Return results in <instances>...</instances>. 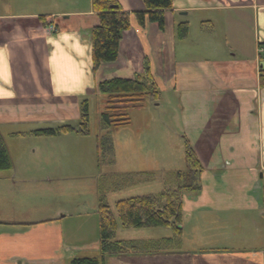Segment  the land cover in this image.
<instances>
[{
    "label": "crops",
    "instance_id": "obj_1",
    "mask_svg": "<svg viewBox=\"0 0 264 264\" xmlns=\"http://www.w3.org/2000/svg\"><path fill=\"white\" fill-rule=\"evenodd\" d=\"M72 1L68 8V0H0V127L13 128L8 134L16 137L19 123L65 121L78 98L96 93L98 81L131 78L147 60L160 93L175 100L176 137L201 165L200 189L182 197L186 245L165 249L163 237L117 239V227L111 241H124L127 250L101 253L99 236L88 244L68 231L61 208L35 223L26 212L17 217L10 159L11 167L0 169V264H69L81 257L100 264H264V57L257 53L264 0H172L161 30L137 23L133 12L144 10L142 0H117L130 13V28L116 60L95 74L90 32L97 15L91 0ZM180 23L187 25L182 37ZM162 101L154 106L164 114Z\"/></svg>",
    "mask_w": 264,
    "mask_h": 264
},
{
    "label": "rangeland",
    "instance_id": "obj_2",
    "mask_svg": "<svg viewBox=\"0 0 264 264\" xmlns=\"http://www.w3.org/2000/svg\"><path fill=\"white\" fill-rule=\"evenodd\" d=\"M68 3L65 6L72 7L73 1L68 0ZM152 23L159 27L157 22ZM47 25L54 26L53 23ZM169 95L161 94L157 100L163 99L162 110H168L164 114L158 113L159 106H154L156 101L147 97L141 106L126 107L130 121L116 127L100 125L104 96L97 92L78 98L77 111L67 114L65 121H52L50 125L19 123L14 129L21 135L16 137L8 134L13 128L0 127L2 144L15 165L12 172L17 179V188L12 194L15 202H11L17 217L26 212L29 221L35 223L61 208V213H67L61 220L68 223V231L89 244L99 236L95 208L99 199L115 213L113 205L118 199L157 195L166 189H175L179 182L176 174L185 170V160H182L183 142L174 133L177 124L170 113L175 100ZM84 100L88 134L61 131L63 125L80 126L81 102ZM159 116H163V121ZM97 140L101 145H97ZM114 143L118 145L114 146ZM138 156L144 159L137 160ZM154 157L156 164L152 161ZM160 165H163V171H160ZM144 166L146 168H142ZM133 169L138 170L131 171ZM117 223L118 230L114 235L117 239L163 237L160 246L165 249H181L186 245L181 241L182 236L176 245L169 227L123 228L119 221ZM87 251L93 253L92 248Z\"/></svg>",
    "mask_w": 264,
    "mask_h": 264
},
{
    "label": "trees",
    "instance_id": "obj_3",
    "mask_svg": "<svg viewBox=\"0 0 264 264\" xmlns=\"http://www.w3.org/2000/svg\"><path fill=\"white\" fill-rule=\"evenodd\" d=\"M142 3L144 10L133 12L137 23L143 26L145 21H155L161 30L164 25L163 10L171 7L172 0H142ZM91 8L98 19L97 25L90 32L91 69L95 74L104 64L116 60L122 33L130 28V13L124 11L117 0H91ZM186 29V23H180L176 28L177 36H184ZM260 76V86H264L263 73ZM95 91L104 96L99 123L107 128L129 123L126 107L141 106L147 97L157 102L160 96L147 62L143 63L141 72L131 78L112 77L98 81ZM80 120L79 127L63 125L60 130H75L82 135L88 134L86 100L81 102ZM97 145H101L98 140ZM184 159L186 169L177 172L179 182L175 189H166L157 195L146 194L118 199L113 205L115 213L107 203L99 199L97 214L101 253L112 249H121L123 252L127 250L123 246L124 241H111L112 234L118 227L117 221L123 228L170 227L174 238L180 237L182 197L184 193H195L200 189L201 172L200 162L188 143L184 144ZM10 167V158L0 137V169ZM69 264H100V261L96 257H81L72 259Z\"/></svg>",
    "mask_w": 264,
    "mask_h": 264
},
{
    "label": "built area",
    "instance_id": "obj_4",
    "mask_svg": "<svg viewBox=\"0 0 264 264\" xmlns=\"http://www.w3.org/2000/svg\"><path fill=\"white\" fill-rule=\"evenodd\" d=\"M54 26L52 25H49L48 28H47V31L51 32V31H54ZM258 53H262L264 55V46H260L259 49H258Z\"/></svg>",
    "mask_w": 264,
    "mask_h": 264
}]
</instances>
